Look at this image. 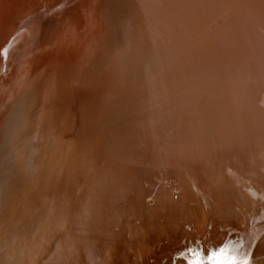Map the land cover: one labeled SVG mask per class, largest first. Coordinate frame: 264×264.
<instances>
[{"label":"bare ground","instance_id":"bare-ground-1","mask_svg":"<svg viewBox=\"0 0 264 264\" xmlns=\"http://www.w3.org/2000/svg\"><path fill=\"white\" fill-rule=\"evenodd\" d=\"M20 1L0 0V33L26 6ZM80 1L79 9L85 4ZM121 2L127 17L119 25L126 28L113 37L122 44L111 58L108 36L73 38L59 54L36 59L19 79L0 87V264H185L172 258L185 245L203 239V246L216 247L228 233L236 240L249 229L247 256L264 264V136L246 153L217 144L221 132L187 130V113L179 111L207 83L216 86L227 109L229 98L264 102L261 9L201 78L198 50L139 30L132 6ZM77 26L75 31L83 28L82 20ZM49 27L48 21L24 25L13 48L26 51ZM75 46L78 54H67ZM173 47L191 63L169 68L163 53ZM145 58L152 90L132 104L135 92L131 86L121 90L119 71ZM164 79L177 93L175 109L149 111L152 103L161 104ZM39 81L42 89L31 88ZM145 104L150 114L137 122ZM122 119L132 125L105 143V129ZM260 119L256 136L264 135V110ZM167 135L173 142L176 137V146L163 142Z\"/></svg>","mask_w":264,"mask_h":264},{"label":"water","instance_id":"water-1","mask_svg":"<svg viewBox=\"0 0 264 264\" xmlns=\"http://www.w3.org/2000/svg\"><path fill=\"white\" fill-rule=\"evenodd\" d=\"M126 1L129 8L132 6L133 11L131 13L135 14L133 19L139 20V30L147 28L150 36L154 37L157 34L158 38L163 37L166 40L170 37H173V41L183 40L188 48L191 49L190 51L198 50L197 59H194L200 62L201 70L198 75L201 78L211 73L218 64L217 59L228 53L229 49L225 48L229 45L227 44L229 43L228 40L232 42L242 38L241 35L244 30L243 22L253 12L261 9L262 17L264 18V0ZM20 2L26 6L24 9L17 11L15 16L9 19L7 29L0 33V87L12 77L19 79L28 70V64L36 59L41 57L45 59L51 58L54 53L56 55L59 54V50L63 46L62 44L71 41L73 38L81 40L85 37H97L100 34L104 37L108 36L107 40L109 42L107 43V47H109L108 55H111L110 58L122 44L119 40H115L121 35L122 30L126 28L123 24L119 25L121 23L120 20L127 17L122 14L121 0H85L84 7L80 9L77 8V5L81 2L80 0H35L30 5L25 0H21ZM95 14L100 16L98 20L95 18ZM81 20L84 24L83 28L75 31L78 27L77 23ZM38 21H48L50 22V27L36 44H33L26 51L19 53L13 48V44L20 35L21 28L28 23ZM156 29L158 30L156 31ZM71 42L75 43L74 41ZM75 47L74 50H69L67 54H78L76 51L77 46ZM176 49V47H173L163 53L165 58H167L166 61L169 68L176 65L182 66L186 64L185 62L187 64L191 63L190 59L192 60V57H189L187 54L181 56L183 54L177 52ZM175 52L178 55L174 56L173 53L175 54ZM147 58L140 60V63H135V66L129 70L119 71L122 74L117 71L121 74V78L117 82L124 86L121 90L125 92L127 91L126 88L133 87L135 93L132 99H130L132 104L147 98V95L152 90V81H147V71H145L147 64L151 62ZM103 60L102 64H107L108 61ZM232 70L237 69L233 68ZM55 71L57 70H53V72ZM117 72L114 75H118ZM232 74L233 71L231 72ZM55 79L61 81L64 77H55ZM163 82L165 90L162 94L164 96H161L160 101L161 104L163 101L168 104L166 103V105L160 107L161 104L157 106L156 103H152L153 105H150L149 111L153 109L156 112L159 109L172 111L175 109L171 103L177 97V93L174 96L175 93L170 92L169 89H171L170 85L172 83H169V80L164 79ZM43 85L44 83L39 81L36 85H31V88H37L38 90L39 88L42 89ZM45 85L47 84L45 83ZM216 90V86L212 83H207L206 86L196 90L197 96L195 95L196 98L194 97L192 102L180 105L179 111L182 110L184 113H187L186 119L184 117L186 122L190 124L187 130H197L201 134H212L215 131L221 132V135L224 134L225 136L220 141L218 140L217 144H230L232 148L241 146L247 148L246 153L252 152L250 150L251 146L253 147L256 144L261 146L260 141L264 135L260 134L256 136L252 130L257 127V131H259V126L256 123L260 122V117L263 115L264 102L258 103V101L256 102L252 98V101L250 100L249 103L243 101V104L240 101L241 99L236 98L238 101L236 102L235 100L236 104H234L233 99L229 98L228 103L232 102L233 105L231 109H227L224 99L222 100L219 97ZM141 105L143 104L141 103ZM145 106L144 109L146 110L140 112L136 120L137 122L139 120L142 121L143 118L147 120L150 113L147 115V105L145 104ZM249 115H251L250 118L247 117ZM120 121L119 126L116 127V123L111 129H105L103 132L105 143L108 141L111 144L116 141L118 133L127 131L126 129H129L128 127L132 125L130 120L123 122L122 119V125ZM252 121L253 124H251ZM248 128H250L251 132H247ZM163 139L164 143L170 142L173 144L177 140L175 137V141L173 142L174 137L172 135H167ZM179 141L182 140L180 139ZM204 141H206L205 138ZM174 145L176 146V143ZM166 146L168 145L166 144ZM86 151L88 150H84V153ZM261 152L264 153V150ZM68 153L69 151L65 154L64 160L67 158ZM78 153L79 151H77L76 155ZM249 230L245 235L236 240L230 238L232 233H228L221 245H217L216 247L203 246V239L197 240L195 243H189L174 254L172 257L173 261L181 259L185 261V264H191V260L195 258L193 255V250H195L197 255L203 253L202 259L205 264H221L225 257H221L219 253L221 249H225L226 247L227 249L230 248L231 251L235 248L234 255L237 252L241 256L245 254L250 255L249 249L251 247L248 246L249 241H247L249 240ZM214 253H216L215 256L213 255Z\"/></svg>","mask_w":264,"mask_h":264},{"label":"snow or ice","instance_id":"snow-or-ice-1","mask_svg":"<svg viewBox=\"0 0 264 264\" xmlns=\"http://www.w3.org/2000/svg\"><path fill=\"white\" fill-rule=\"evenodd\" d=\"M227 253V247L225 249H221L219 255L221 257H225L221 264H252L251 257L247 256L246 254L241 256L238 254V252L235 255H227ZM193 255L195 256V258L191 260V264H204V261L202 259L203 253L197 255L195 253V250H193ZM213 255L215 256L216 253H214Z\"/></svg>","mask_w":264,"mask_h":264},{"label":"rangeland","instance_id":"rangeland-1","mask_svg":"<svg viewBox=\"0 0 264 264\" xmlns=\"http://www.w3.org/2000/svg\"><path fill=\"white\" fill-rule=\"evenodd\" d=\"M174 256V255H173Z\"/></svg>","mask_w":264,"mask_h":264}]
</instances>
